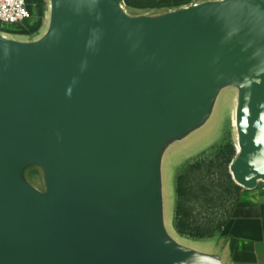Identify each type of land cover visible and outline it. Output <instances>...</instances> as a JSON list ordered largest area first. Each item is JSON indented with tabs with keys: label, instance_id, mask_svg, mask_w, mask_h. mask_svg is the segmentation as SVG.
Here are the masks:
<instances>
[{
	"label": "water",
	"instance_id": "water-1",
	"mask_svg": "<svg viewBox=\"0 0 264 264\" xmlns=\"http://www.w3.org/2000/svg\"><path fill=\"white\" fill-rule=\"evenodd\" d=\"M45 18L0 34V264H227L170 235L162 169L231 92L229 174L264 184V0H47Z\"/></svg>",
	"mask_w": 264,
	"mask_h": 264
},
{
	"label": "rangeland",
	"instance_id": "rangeland-1",
	"mask_svg": "<svg viewBox=\"0 0 264 264\" xmlns=\"http://www.w3.org/2000/svg\"><path fill=\"white\" fill-rule=\"evenodd\" d=\"M125 7L131 14L164 10L157 5V0H129V5ZM45 27L46 18L40 17L38 21H28L20 26L2 27L0 34L16 40L35 39L42 35ZM232 111L233 93L226 92L220 97L209 125L172 149L163 164L164 219L168 232L182 244L202 252L220 250L210 246V240L218 237L242 190L234 188L231 176L227 178L230 175L228 161L233 160L236 154ZM182 174L186 176L188 192L182 199V205L191 215L189 224L211 232L212 237L190 238L180 235L175 228L176 182Z\"/></svg>",
	"mask_w": 264,
	"mask_h": 264
},
{
	"label": "crops",
	"instance_id": "crops-1",
	"mask_svg": "<svg viewBox=\"0 0 264 264\" xmlns=\"http://www.w3.org/2000/svg\"><path fill=\"white\" fill-rule=\"evenodd\" d=\"M25 1L35 18L46 16L47 0ZM192 1L157 0V5L174 9ZM209 245L221 250L227 264H264V184L252 191L241 190L228 221Z\"/></svg>",
	"mask_w": 264,
	"mask_h": 264
},
{
	"label": "trees",
	"instance_id": "trees-1",
	"mask_svg": "<svg viewBox=\"0 0 264 264\" xmlns=\"http://www.w3.org/2000/svg\"><path fill=\"white\" fill-rule=\"evenodd\" d=\"M124 3L125 5H129V0H124ZM231 160L232 159L228 161V166L231 163ZM227 178L230 179V175H227ZM185 179L186 176L182 174L177 178L176 182V195L178 200L175 210V228L180 235L188 236L190 238L203 239L207 237H212L211 232L203 230L200 227H191V225L189 224V219L191 215L189 211H187L182 205V199L186 197L188 193L185 186ZM234 188L236 190H239L238 186L234 185Z\"/></svg>",
	"mask_w": 264,
	"mask_h": 264
},
{
	"label": "built area",
	"instance_id": "built-area-1",
	"mask_svg": "<svg viewBox=\"0 0 264 264\" xmlns=\"http://www.w3.org/2000/svg\"><path fill=\"white\" fill-rule=\"evenodd\" d=\"M32 17L25 0H0V29L5 26H20L32 20L38 21Z\"/></svg>",
	"mask_w": 264,
	"mask_h": 264
},
{
	"label": "flooded vegetation",
	"instance_id": "flooded-vegetation-1",
	"mask_svg": "<svg viewBox=\"0 0 264 264\" xmlns=\"http://www.w3.org/2000/svg\"><path fill=\"white\" fill-rule=\"evenodd\" d=\"M32 18L36 19L34 16Z\"/></svg>",
	"mask_w": 264,
	"mask_h": 264
}]
</instances>
